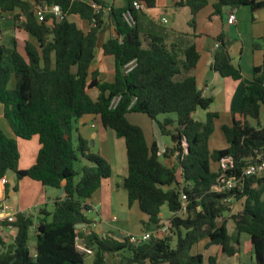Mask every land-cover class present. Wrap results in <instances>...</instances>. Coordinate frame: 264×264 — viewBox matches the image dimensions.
I'll list each match as a JSON object with an SVG mask.
<instances>
[{"label": "trees", "instance_id": "1", "mask_svg": "<svg viewBox=\"0 0 264 264\" xmlns=\"http://www.w3.org/2000/svg\"><path fill=\"white\" fill-rule=\"evenodd\" d=\"M93 1L101 7L100 12L85 0H38L60 6L64 14L63 19L47 15L39 21L29 0H0L1 13H24L25 22H16V16L14 23L33 39L25 44L26 56L19 52L15 38L12 47L0 46V107L18 140L36 137L39 143L35 163L21 170L18 140L6 136L0 125V178L7 185L5 176L11 171L18 181L28 179L46 189L63 188L65 193L53 212L44 206L37 216H18L11 224L16 232L12 241L6 242L0 232V264H85L86 256L75 247L76 237L84 235L76 228L77 215L82 214L87 223L88 200L113 175L110 163L94 153L89 140L78 133L77 124L86 115L95 116L104 129L124 139L128 166L124 188L129 207L137 203L147 217L142 222L145 231L164 224V206L174 214L182 207V196L187 197L186 214L168 220L171 232L164 238L135 245L125 237L92 234L87 244L94 250L95 264H107L106 254H118L120 264H222L217 256L194 254V248L207 241L205 249L218 246L223 254L233 257L239 253L242 234L250 236L255 264H264V176L248 178L242 189L225 195L212 192L222 159L231 158L233 169L228 174L239 175L259 156L264 157V125L260 121L264 70L254 69L239 112L231 125L221 127L228 148L212 151L209 143L218 114L209 111L214 100L203 94L194 75L200 54L193 37L162 26L159 31H144L139 24L141 12L133 3L139 1L151 9L155 0H127L125 7L118 8L106 0ZM207 4V0H182L177 6L190 9L189 25L194 28L197 14ZM213 7L215 14L226 7L254 11L264 7V2L215 0ZM105 9H110L108 16ZM128 11L133 26L123 18ZM72 16L95 26L85 32L71 21ZM108 29L112 34L102 50L114 58L113 82L103 81L98 71L91 70L99 35ZM217 41L214 70L224 78L241 80L242 69L233 63L230 43L223 36ZM259 47L256 42L254 48ZM94 89L99 93L97 100L89 93ZM114 98L119 101L112 108ZM199 109L207 112L205 121L194 119ZM131 113L146 115L156 123L161 136L171 138L172 146L163 152L170 164L160 160L157 143L149 145L142 128L128 120ZM167 114H175L176 119H158ZM175 123L177 127H172ZM176 153L177 162L172 163ZM83 160L85 164L78 168ZM228 197L244 200L242 211L231 216L234 236L229 235L225 220L231 212L224 202ZM32 232L35 251L30 246Z\"/></svg>", "mask_w": 264, "mask_h": 264}, {"label": "crops", "instance_id": "2", "mask_svg": "<svg viewBox=\"0 0 264 264\" xmlns=\"http://www.w3.org/2000/svg\"><path fill=\"white\" fill-rule=\"evenodd\" d=\"M106 1L108 2L109 5H112L117 8L125 7L127 5V0H106ZM207 1H208L207 6L203 8L196 16V22L194 28H192L188 23L190 27L188 31H183L182 29H178V28H168V29H172L176 32L186 33L193 37V40L200 54V60L196 66L194 75L197 79L199 88L203 91V94L206 97L213 98L214 102L209 111L218 114V118L215 120V125L218 124L219 122H222L221 125H219L218 127L219 129H221L223 125H231L234 115H236L239 112L242 104V100L246 93V89L253 80L254 69L262 68L264 70V7L254 11L251 10L250 8H249L250 11H248L246 10L247 9L246 7H241L235 11H231L230 8L226 7L222 9L221 14H215L213 7L215 0H207ZM256 1L264 2V0H256ZM177 3L178 2L175 1L176 5ZM158 8H171L172 10H175V8L170 7L169 0H155V7L151 9H158ZM145 10H148V8H146ZM145 10L142 11L140 14V18H139L140 26L144 29V31H150V30L159 31L162 24L161 22L162 19L159 20L158 22H156L155 19L153 18H150L149 20L145 19L143 16L145 14ZM232 12L235 15L234 20L230 19ZM70 19L71 21L76 22L78 27L85 32H88L91 28L90 22L86 20H81L78 16H72ZM0 21L7 22L9 25L13 26V29L16 33V36L14 38L17 41L18 50H19V46H23L25 50L26 42L32 41L33 40L32 37L25 30L20 29L19 25L14 23V21L12 20H0ZM14 24H16V26ZM111 34H112L111 29H108L106 32L100 33L98 40V47L96 49V59L91 67L92 71L99 72V78L102 79L103 81H105L103 79V74L105 73L109 74L111 66H113L112 72L114 73L112 76H114L115 78V64L113 62L114 58L111 56H105L102 50L103 43L108 39V37ZM220 36H223L226 42L230 43V53L233 59V63L242 69L243 76L242 79L239 81H234L230 78H224L220 76V74H218L213 68L214 55L216 52V44L219 43L217 41V38H219ZM12 40L13 38H11V43ZM100 41H101V45L99 46ZM256 42L260 43V47L257 49L254 48V44ZM22 55L26 56V52L23 53ZM14 87H15V81L13 80L10 84V88L13 89ZM92 91H97V90L96 89L91 90L89 92L90 95ZM98 94L99 93L97 91L95 96L91 95L92 99L97 100ZM213 106L222 108V110L220 111L211 110ZM263 107L264 106H262V108ZM129 115L130 114H128L127 116L128 120L132 124L140 127L139 123L130 120ZM0 125L6 136L17 139L16 135L11 130L9 124L5 120L4 115L0 116ZM77 129H78V133L84 139L89 141L94 140V146L97 143L99 144L102 143V141L108 136L112 141L113 144L112 151L115 154L113 156L109 155V157L107 158L104 157L110 163L113 169V175L111 178L104 180L102 182L100 189L96 193H94V195L90 200H88L87 204L90 209L84 212V216L87 220V223H84V225L82 224L81 226L83 228H81L80 230H82L83 233L87 231H91L92 234L97 235L99 238H106L108 236L114 238H121V234L124 232L133 234V232L129 231L127 223L119 225L117 224L119 220L115 216L111 217L112 212L117 208L118 197L120 198L121 201L120 206L122 208L124 206L123 202L126 201L128 202V195L124 188V179L128 175L127 152L125 154L126 156L125 163L123 161L121 162L122 164L123 163L125 164L123 167L122 165H120V161H119L120 153L122 154L121 157H123V152L121 151L123 146L125 145L124 139L118 138L114 131L110 129H104L101 126V123L98 120V118H96L93 115H86L83 118H81L79 123L77 124ZM157 137L158 136L154 137L155 141H153L152 144L154 142L158 143L159 138ZM21 141L23 140H18V145L20 150V161H22V156H21V150H22L24 155L23 156L24 162L28 167L20 166L19 164V169L25 170L30 168L35 163L39 151V143L36 137H33L31 139L32 142L31 144H28L29 146L27 144H22ZM146 141L148 143L147 139ZM209 145L211 149V142L209 143ZM165 147L169 148L171 146L166 145ZM225 148H228V146L224 147L223 149ZM119 150L121 151L118 152ZM98 153L102 155L100 150ZM172 161H174V159H172ZM215 169H217V166H215ZM9 173H11V178L13 180L12 183H9V180H7L8 181L7 185H4L2 179L0 178V203L1 204L6 203V205L8 206V208H10V210H14V211L29 210L31 215L37 216L39 210L44 206H46L49 212H53L55 209L56 201L61 200L65 197L63 188L54 189L51 191L49 190L51 188L46 189L39 183L30 181L28 179H24L22 181H30L38 185V186H31L32 188L29 187L28 192H30V189H33V195L31 198L28 199L27 197H25L26 189H28V187L27 188L19 187V182L21 181L18 182L16 174L14 172L10 171L8 172V174ZM8 185H10L11 187L10 189L8 188ZM31 210H34L35 213H32ZM90 213H96L97 217L89 219L87 217V214ZM161 217H162V213H161ZM225 220L227 222V229H228L229 228L228 219L226 218ZM139 221L141 223L147 221V217L144 214H142V216H140ZM167 221L163 220V223ZM13 230L15 229H6L5 231L2 232L3 234L5 232L3 239L6 242L12 241L14 239L16 232H13ZM144 231L145 228L143 227L142 224L141 230L134 235H140ZM228 232L229 235L234 236L236 233V226H235L234 234H231L229 229ZM7 237H10V240H8ZM31 239L32 240L30 241V246L31 249L35 251L36 238L32 236ZM206 243L207 241L201 242L199 245H197L194 248V251L207 252L209 253L208 257L217 256L220 263L226 264L225 259H223V257H225V254L222 253L220 247L212 246L209 249H205ZM247 252L248 255L252 254L251 241L250 243L247 242ZM105 256H106L107 264H120V256L118 254H113V255L106 254ZM86 257H88L87 258L88 264H95V254ZM227 258L235 259L234 264H236V262L237 264H241L240 262H242L243 260L241 237H240L239 253L233 257L227 256Z\"/></svg>", "mask_w": 264, "mask_h": 264}, {"label": "rangeland", "instance_id": "3", "mask_svg": "<svg viewBox=\"0 0 264 264\" xmlns=\"http://www.w3.org/2000/svg\"><path fill=\"white\" fill-rule=\"evenodd\" d=\"M169 4H170V7H173L175 8V10H172L171 8H158V9H148V10H145V14L143 15L145 19H150V18H153L155 19L156 22H158L159 20H163L164 18L167 19V23H163L162 20V24L161 26L163 28H178V29H182L183 31H188L189 30V25L188 23L190 22L192 16H191V11L188 7L186 6H177L175 4V1L173 0H169ZM248 11L249 10V7H246ZM163 17V18H162ZM0 46H7V47H12V43H11V38H14L16 36V33L13 29V26L12 25H9L7 22H3V21H0ZM4 28V29H3ZM101 45V41L99 42V46ZM99 50V49H98ZM19 51L23 54L25 53V50L23 48V46H19ZM113 60V58H112ZM114 64H115V61H113ZM112 69H113V66L110 67V73H105L103 74V79L105 81H114V76H112L114 73L112 72ZM103 71V69H102ZM97 93V91H92L91 92V95L92 96H95V94ZM211 110H214V111H220L222 110V108H219L217 106H213ZM3 107H0V116H3ZM206 114L207 112L202 110V109H199L194 115V119L195 120H198V121H205L206 120ZM130 117V120H132L133 122H137L139 123L140 127L142 128L143 132H144V135L146 137V139L148 140V143L151 145L153 141H155L154 137L155 136H158L157 138H159L158 140V147L160 149V160L163 162V163H168L170 164V160H167V159H164L163 157V152L165 151L166 149V145L167 146H172V141H171V138L170 137H167V136H161L159 134V130H158V127L156 125L155 122H153L151 119H149L146 115H142V114H130L129 115ZM166 117H171L173 119H176V115L175 114H167V115H160L158 117V119L160 121H163ZM251 120V119H250ZM260 121L261 123L264 125V107L262 108V111H261V118H260ZM222 122H219L218 124L215 125V131L211 137V150L214 151L213 149L215 150H221L223 149L224 147H227L228 144L223 136V133L221 131V129H219V125H221ZM251 123L253 125H256V121L254 120H251ZM172 127H177V124H173ZM74 140L77 142V134L74 138ZM22 144H31V140H23L21 141ZM92 140L89 141V145L92 149V151L94 153H98L99 150L101 151L103 157H109V155H115L112 151L113 149V144H112V141L111 139L107 136L103 141L102 143H97L95 146L91 144ZM29 146V145H28ZM121 150H119L118 152H120ZM123 152V157L122 154L120 153V157H119V161H120V165H122V167L125 165V159H126V147L125 145L123 146L122 148V151ZM21 156H22V161H20V166H24V167H28L26 166L25 162H24V155H23V152L21 150ZM124 162L123 164L121 162ZM85 164V161L83 160L81 163L78 164V168L80 166H83ZM218 167V166H217ZM5 178L7 180H9V183H12L13 180L11 178V173L6 174ZM19 182V181H18ZM31 186H38L36 183H33V182H30V181H21L19 182V187H22V188H27L26 189V195L25 197H27L28 199L32 197L33 195V189H30V192L29 191V187ZM8 188L10 189V185H8ZM32 188V187H31ZM49 190H54V189H49ZM243 202L244 200H241V201H233L229 207L231 208V212L229 214H226V218L228 219V229L230 231L231 234H234L235 233V225H234V222L231 220V216L232 214H237L239 212H241V210L243 209ZM124 206L123 208L120 206L121 205V201H120V198L118 197V200H117V208L112 212L111 214V217L115 216L119 222H117V224L121 225V224H128V229L129 231L133 232V234H137L141 228H142V223L139 221L140 220V216H142V213L138 207V204L135 203L133 206L129 207L128 206V202H123ZM32 213H35L34 210H31ZM234 212V213H233ZM87 217L89 219H92L94 217H97V214L96 213H90V214H87ZM162 217H163V220L164 221H167L169 219H171L173 217V213L170 212V210L168 209L167 206H164L162 208ZM13 232H15V230H13ZM4 235H5V232H4ZM32 236L35 237L34 233L32 232ZM173 238V244L175 245V242H176V237H172ZM8 240H10V237H7ZM33 239V238H32ZM31 239V240H32ZM250 236L248 234H242L241 235V247H242V262H240L241 264H255V260H254V254H253V248H252V254L248 255V252H247V242L250 243ZM194 253H201L204 255L205 253V257H208V254L207 252H204V251H194ZM124 254H126V251H124ZM88 257H86L85 259V264H88ZM223 259H225L226 261V264H234V261L235 259H232V258H227V256L225 255V257H223ZM237 264V262H236Z\"/></svg>", "mask_w": 264, "mask_h": 264}, {"label": "built area", "instance_id": "4", "mask_svg": "<svg viewBox=\"0 0 264 264\" xmlns=\"http://www.w3.org/2000/svg\"><path fill=\"white\" fill-rule=\"evenodd\" d=\"M30 3L33 5L34 13L36 18L39 21H44L45 17L47 15L56 16L59 19H63L64 14L62 12V9L58 5H49V4H40L38 3V0H29ZM89 3V5L96 10V12H100L101 7L94 2L93 0H85ZM176 2H181L182 0H175ZM133 8L138 11L142 12L146 9V5L142 2L135 1L133 3ZM110 9H105L104 13L105 16H108ZM16 16H18V19L16 20ZM124 20L127 22L129 26H133L135 24L134 18L131 11L126 12L123 15ZM231 20L235 19V15L232 12V15L230 16ZM0 20H12L23 23L25 22V15L21 12H0ZM163 23H167V19L162 20ZM95 26V23L91 24V27ZM219 43L216 44V49L219 47ZM119 98H114L112 101L111 107L115 108L118 104ZM187 144L184 143V147H186ZM179 153H176L172 159V163H176L178 159ZM233 169V161L231 158H225L222 159L219 163V176L217 177L214 185L212 186V192L219 194V195H225L229 192H233L235 190H240L244 187L245 181L248 178L251 177H257L261 178L264 176V157L259 156L254 164H250L247 167H245L241 174L239 175H230L228 174L229 170ZM187 197L185 195L182 196V207L181 209L174 213L173 216H184L187 212ZM224 202L227 204H231L233 202L232 197H228L224 199ZM18 216H25L29 217L31 216L29 210H10L6 203L0 205V232L5 231L6 229H13L12 225L14 222H16ZM95 226V224H94ZM171 223L170 221L165 222L162 226L157 227L154 230L151 231H144L140 235H134L130 233H122L121 237H125L129 240L132 244H141L144 242H147L151 239H160L164 238L171 232ZM92 235L91 231H87L84 233L83 236L78 235L75 240V247L78 252L85 256H91L94 254V251L91 247L88 246L87 240Z\"/></svg>", "mask_w": 264, "mask_h": 264}, {"label": "water", "instance_id": "5", "mask_svg": "<svg viewBox=\"0 0 264 264\" xmlns=\"http://www.w3.org/2000/svg\"><path fill=\"white\" fill-rule=\"evenodd\" d=\"M91 144L94 145V140H92ZM77 218H78V224L76 225V228L77 229H81V228H83L81 225L82 224L84 225L83 215L82 214H78Z\"/></svg>", "mask_w": 264, "mask_h": 264}]
</instances>
